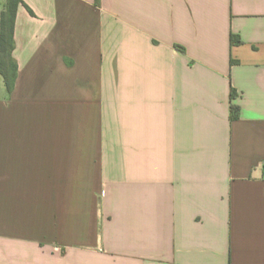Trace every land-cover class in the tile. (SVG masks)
<instances>
[{
    "label": "crops",
    "instance_id": "0c3cea01",
    "mask_svg": "<svg viewBox=\"0 0 264 264\" xmlns=\"http://www.w3.org/2000/svg\"><path fill=\"white\" fill-rule=\"evenodd\" d=\"M21 1L0 264H264V0Z\"/></svg>",
    "mask_w": 264,
    "mask_h": 264
},
{
    "label": "trees",
    "instance_id": "16d2710c",
    "mask_svg": "<svg viewBox=\"0 0 264 264\" xmlns=\"http://www.w3.org/2000/svg\"><path fill=\"white\" fill-rule=\"evenodd\" d=\"M22 5L21 0H6L4 10L0 15V75L3 79L4 86L8 93H11L17 78L18 66L13 59L14 51V27L16 14L19 6ZM231 45L240 44L238 36L231 35ZM234 97V92H231V98ZM239 109L236 106H231V119H237Z\"/></svg>",
    "mask_w": 264,
    "mask_h": 264
}]
</instances>
